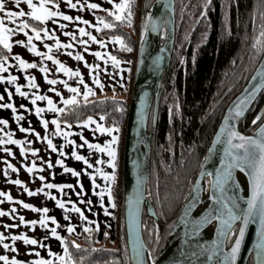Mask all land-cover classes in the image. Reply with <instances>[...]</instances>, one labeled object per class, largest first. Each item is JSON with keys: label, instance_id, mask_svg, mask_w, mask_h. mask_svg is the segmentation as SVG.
<instances>
[{"label": "trees", "instance_id": "16d2710c", "mask_svg": "<svg viewBox=\"0 0 264 264\" xmlns=\"http://www.w3.org/2000/svg\"><path fill=\"white\" fill-rule=\"evenodd\" d=\"M154 1L130 0V22L115 20L110 12L98 15L115 24L112 29L103 27L99 35L121 36L127 46L113 52L131 63L125 97L105 95L87 99V103L84 98H79L75 107L66 105L65 111L57 117L62 123L67 120V124L72 125L99 115L104 118L106 127L113 124L119 127L112 189L117 243L112 246L105 243L104 239L108 238L105 233L99 241L100 232L95 230L83 233L79 240L67 235L65 242L74 264H129L123 207L125 136L140 43L148 24V9ZM203 2L176 0L175 5V47L170 66L163 76L149 181V195L160 221L146 211L143 216L144 239L153 260L160 254L184 201L190 195L225 107L243 89L264 55L256 42L264 25V0H212L207 20L200 16ZM222 5H227V24ZM27 20L31 24L37 23L32 18ZM162 33L161 41L165 38V28ZM0 55L10 58V53L2 45ZM263 107L264 91L242 120V131L249 128ZM153 111L154 108L148 125L150 131ZM235 233L234 229L229 244ZM73 241L79 247L73 245ZM54 264H60V261L57 259Z\"/></svg>", "mask_w": 264, "mask_h": 264}, {"label": "snow or ice", "instance_id": "6c2138e0", "mask_svg": "<svg viewBox=\"0 0 264 264\" xmlns=\"http://www.w3.org/2000/svg\"><path fill=\"white\" fill-rule=\"evenodd\" d=\"M22 0H15V4L17 7H19ZM28 11L25 13L23 8H19V10H13L10 7H6V0H0V45L3 46L4 50H7L9 53L11 52L12 48V42L9 39L10 34L12 33V29L9 27V23H16L18 26L15 28L16 32L24 33L27 36V43L25 40L20 39L15 41V43L19 45H25L28 48V50L32 53H35L37 56L40 57V60L43 61L45 58L48 60H51L55 65H58V67L55 68V71L57 73L63 72L66 75L69 76H77L80 77L81 82L83 81L82 74L80 73V70L77 68L73 70V68L67 66L66 64L62 63L55 55H52L51 50L53 48L60 49L63 48L67 50L69 47H72L71 43H65L62 42L55 33V30H49L47 27L43 26V22H46L49 20V18H55V17H62L65 20L68 21H81L83 24H89L90 22L86 19H84L80 15L72 16L66 14L64 11L60 10L59 6V0H38V2H34V0H25ZM55 2V10L50 6ZM115 3V0H113ZM67 6L69 8L75 9L77 5H80L81 8H84L85 5L81 4V0H76L75 3H73V0H66ZM212 4V0H204L203 2V10L200 12V16L204 17L206 20L207 17V11L209 7ZM90 9H100L102 5L100 3H89L87 5ZM223 8H225L224 12V19L225 23L227 24L228 20V12H227V5H222ZM127 10V11H126ZM104 11H111V15L115 17V20L124 22L131 21L132 12H131V2L130 0H120L119 3H115V7L112 10L104 9ZM126 11V15H124ZM264 15V13H262ZM29 17L34 20L35 24H31L28 22V20L24 19L23 17ZM19 18V19H18ZM97 19L100 21V24L93 25L98 31L100 30L101 26L104 28L112 29L115 27V24L112 22H108L105 20L104 17H97ZM5 21L9 23H5ZM56 23H59V21H55ZM65 25L60 24V28L63 29ZM31 29V34L29 35L27 32H25V29ZM79 34L81 37H84L85 35L89 37L92 41H95L97 44L103 45V40H98L95 35H93L92 32H86V29L84 27H79ZM43 33V35H41ZM65 35L72 37L73 39L76 38V34L73 32H66ZM51 37L54 39V43L51 44H45V47L49 50L47 52H41L38 50L37 46L32 43L33 37L36 39H43L44 37ZM114 41L121 42V45L124 47H127L123 43V38L121 36H114L111 38ZM81 45L87 46L89 43L88 39L81 38L78 41ZM256 42L260 46V50L264 51V25L261 26V33L259 37H256ZM85 50H88L87 48ZM129 51L131 49H128ZM69 55H74L76 60H84V56L80 52L75 53H68ZM95 56L101 57V52L96 51ZM111 58V62L113 65H118L120 61L117 59L116 56H113L109 54ZM9 59L8 55H0V72H3L6 65L4 61H7ZM15 59L19 63V67L21 69H28L32 67H38L39 71L41 73H44L43 79L50 83L51 85H56L59 81V77L57 78H50L47 73L49 72V68L47 65L40 63L36 64V62H29L28 60L22 58L21 55L16 54ZM86 66L89 68V70L98 67L94 64H88L87 61H85ZM93 76H95V73H93ZM26 78L28 80V88L31 89L33 87H40L39 84L36 83L35 76L29 75L26 73ZM257 77H253L254 85L251 89V91L246 92L243 96L238 98L237 103L234 105V107H230L228 109L229 115L225 116V121L229 120V116H233V118H239L243 115L244 109L252 104V101L255 97V95L264 88V69L260 70V82L255 83V80ZM17 77L13 76L11 74L7 76H0V81H7L9 83H15V91L19 95L23 97H28L29 92L27 91H21V84L16 83ZM95 83L99 85L101 88H103V84L101 81L97 78L95 79ZM63 87L66 89H69L73 95L68 96L66 99L64 97H61L63 100V103L65 105L72 104L73 107L78 103L77 101V94H79L80 89L79 87H74L73 85L67 83L66 81L63 82ZM52 92H57L58 89L53 87L51 89ZM92 93L91 87L85 85V91L83 92V96L85 97V103H87V96ZM8 96L11 97L12 93L8 92ZM0 99H3L2 96H0ZM37 99L39 100H46L47 101V107L50 110H53L56 113H60L62 111H65V109L57 107L54 103L51 96H44L40 95L39 93H33L31 95V101L33 104H36ZM20 107H26L25 105H20ZM0 108H9L12 110V112L16 113V107L11 104H0ZM43 107L37 106L35 109L36 115L40 116V123L43 125L45 129L48 128L49 121L47 119H44L43 116H41V113L44 112ZM19 119V115L17 117ZM93 120V117L89 116L86 120L78 121L80 124H88L90 121ZM264 120V112L259 113L252 119V124L256 125L258 121ZM9 121L7 119L0 120V124H8ZM31 123V121H29ZM52 124H54L55 130L52 132V136H59L63 135L65 140V144L69 143L67 137L70 135L69 132L64 131L60 127L61 121L57 118H53L51 121ZM65 124L68 123L67 120L64 121ZM230 130L226 134V140H225V148H224V158L220 160L221 169H218L216 171V178L213 181V189L214 191L216 189L220 190V195H213L212 199L217 201L220 204L219 208H214L213 211L216 212L215 219L221 221L220 226V233L221 236L224 238H227L228 234L233 232L235 229L237 231V235L234 237V243L232 244L230 250H225L223 248L224 240L220 239L214 242L216 247H214L213 250H210L207 254L209 261H214V264H236V257L237 253L240 250L241 240L244 237L245 229L246 227L252 223H257L258 227L256 229L257 231V242L255 245L256 248V264H264V123H260L259 127L254 128V134L253 135H244L243 133L236 130L235 126H229ZM96 128L103 133H111L114 130L116 132L119 131V127L116 124H113L112 127H105L102 124H97ZM24 132H35V129L30 127H23L21 129ZM224 130V125L221 126V131ZM2 131V129H0ZM5 136L9 138V140L12 139V135L10 132L4 133ZM35 135L38 138H41L47 142V147L49 149L57 150V146L53 143V140L49 138L48 135H44L41 137V134L39 132H35ZM217 139H219V134L217 136ZM118 140L117 135H113L110 140L106 141L104 144L101 143H91L84 140V144L79 145V147H84L86 144L89 151L91 152L93 149L101 152V153H107L111 159L107 160V163L111 165L113 168L116 167V154L117 150L114 145ZM15 144L20 145V152L21 154L25 152H31L33 154L37 153L39 149L35 147H29L25 148L22 141L19 139H16L13 141ZM27 144L31 145V140L25 141ZM5 143V140L3 138H0V144ZM73 145H76V141L72 140L70 142ZM6 152H11V149H5ZM58 152L60 155H68V153L64 152V145L61 144ZM71 156L75 159L82 161L84 165H88L90 162L89 160L84 156L81 155L79 152L75 150V147L73 148L71 152ZM102 161L97 159L96 163L99 164ZM49 168L52 167V164L50 161H46ZM56 165H64V171L70 172L73 176H80V172L77 171L75 168H69L65 165V161L61 159L58 155V157L55 160ZM9 168H14L15 166L12 164L8 165ZM39 167H43V165H37L35 162L31 164V166H26L27 171L29 173H32L34 169H37ZM234 169H239L242 171H247L250 178H251V194L247 197H241L237 195H227L225 191L226 185H228V182L231 180L232 172ZM99 174L100 176L104 177L105 180L108 179H114V173H108L105 172L103 169L97 168L96 173H87L88 175L92 176V184H96L95 176L96 174ZM5 176H7V171H5ZM41 181H45L44 176L39 177ZM16 185L24 184V181L20 179H16L14 181ZM79 183V182H78ZM45 187L48 189L52 188H58L63 189L64 187H73V185L68 184H54L50 182H46ZM80 187L83 188V185L80 184ZM24 191L28 193V195H33V192L29 190L26 186L24 188ZM44 191V188H37L35 189L36 193ZM104 191L108 192L109 199H112V192L111 188H105ZM48 197H53L52 192H45L44 193ZM0 195L6 196L8 201L13 200V196L10 195L7 192H0ZM79 195V193H78ZM97 195L102 196L103 192L97 193ZM238 201H244L246 206L241 207L240 203ZM19 203L23 205L24 208L32 209L35 211H38L41 213L39 221L36 220H25V218L21 215L19 217V220L22 224H31L35 225L39 223L42 227H45L46 221H53L55 222L54 216H46L44 215L49 211V209L45 207H39L36 208L31 203H25L24 200H19ZM55 203L59 205L61 208L64 207L65 201L62 199H55ZM103 203V201H101ZM113 207L115 205L113 204ZM73 208L76 212L80 213L82 212L79 208H76L75 205H73ZM107 212V209H104ZM16 211L15 208L12 209L11 212H8V215H12ZM111 215V213H109ZM5 215V212L3 209H0V216ZM131 215V210H130ZM86 219V217H85ZM207 217L202 218L200 221H195L194 223H203L204 220H206ZM235 221H239V225L234 223ZM16 225H5V227H15ZM130 231H131V222H130ZM67 229L69 232H72L73 226L71 224L67 225ZM198 231L199 229H195ZM51 235L54 237H59L62 242H64L65 238L60 235L59 232L56 231L55 228L51 230ZM105 236H107V233H105ZM19 238L22 239L24 244H28L29 242L33 245H36L38 243L37 239L29 237L28 235H25L24 233L19 234ZM11 239L15 241L18 239L17 235L12 234ZM5 235L3 232H0V243L3 244L4 249L9 248L8 243H4ZM73 245L76 247H79V245L75 244V241L72 242ZM13 250L18 251L16 249L15 244H13ZM64 255H59L58 253L51 251L49 249V254L51 256L57 257V259L60 261V264H74V261L72 259L71 253L68 250V244L64 243ZM35 249H29V252H33ZM214 253H219V256H214ZM150 255V254H149ZM195 255V253H193ZM67 257V259H66ZM133 258L135 260V264H145V259L143 256V246L138 245L136 241H133ZM11 261V264H25L23 260L17 259L15 255L9 256L7 254L0 255V262H3V264H8V262ZM35 264H54V261L51 259H45L43 257H40L39 259L35 260Z\"/></svg>", "mask_w": 264, "mask_h": 264}, {"label": "crops", "instance_id": "0c3cea01", "mask_svg": "<svg viewBox=\"0 0 264 264\" xmlns=\"http://www.w3.org/2000/svg\"><path fill=\"white\" fill-rule=\"evenodd\" d=\"M86 1L88 2V4L100 3L102 5L100 9H90L87 7L88 4L86 5V10H90V11L96 10V12L93 11L94 12L93 15H95L96 24H100V21L97 19L99 13L106 12L104 11V9H109V10L114 9L115 3L120 2V0H115V3L113 2V0H86ZM34 2H38V0H34ZM53 4L55 5V3ZM6 7H10L13 10H19V8H23L25 13L28 11V7L25 0H22L19 7L16 6L15 0L11 4L6 5ZM107 12L111 13V11H107ZM0 15H2V13H0ZM23 18L27 20L29 17L25 16ZM5 23H9V22L5 21ZM17 26L18 24L16 23H9V27L12 29V33L9 36V39L12 42V48H11L9 60H12L14 54L22 55V53L20 52L21 50H24V54H28V55L30 54L29 56L33 55V53L30 52L26 47V44L19 45L15 43V41L20 39L25 40V42L27 43V36L24 33H19L15 31V28ZM43 26L46 27L45 22H43ZM92 27H93V32L96 34V37L99 40H103L104 44L100 45L97 44L96 42H92V43L89 42L87 46L81 44L75 46L78 49H76L74 53L80 52L84 56V60H76L74 55H68V53L70 52V50L68 49L65 50L62 48L64 50L62 54L58 50H57L58 53L54 51V49L51 50L52 55H55L57 59H59L62 63L73 68V70L77 68L80 70V73L82 74V78H83L82 82L80 77L69 76L64 74L63 72L57 73L55 71V68L58 67V65H55L51 60H48L46 58L43 61H41L40 58L38 59L37 55H36L37 58L35 60L39 62H37L36 64L43 63L47 65L49 68V72L47 73V75L50 78L59 77L58 83L56 85H51L50 83L46 82L43 79V76L45 74L41 73L38 67L24 69L25 71L28 72L29 75L35 76L36 83L40 85V87L38 88L33 87L29 89L28 80H26L27 83L23 85L24 86L23 89L29 92V96L24 97L23 105H25L26 107H22L23 108L22 111L26 112L27 114L31 113L32 116L29 117L27 116V119L35 120L34 121L35 123H29L26 125V127L35 129V132H39L41 134V137H43L44 135H48L49 138L53 140V143L57 146V150L49 149L47 147V142L41 138H38L35 135V132H24L25 134L22 136L23 138H25L24 142H22L25 148L35 147L39 149V151L35 154L31 152L23 153L24 156L29 158L27 165L31 166L33 162H35L37 165H43V167L34 169L32 173H29L28 171H26L25 173L26 185L32 184V188L34 189L37 188L45 189V191L39 193H36L34 190V193L31 197L35 201L32 202V200H30L29 203L33 204L36 208L46 206L49 209V211L44 215L54 216L56 218L55 222L46 221L45 227H42L39 224L40 227L38 230H40V232L43 234L42 235L43 238L42 237L41 239H39L40 237L36 238L38 241L36 245H33L29 242L30 243L29 246H31L34 249L37 248V250H35L32 255L33 260L29 261L27 264H35V260L39 259L40 257H43L45 259H51L52 261L57 260V257L51 256L49 254V249L51 251L58 253L59 255H64L63 246L66 241L67 235H70L75 240H79L82 234L88 231L95 230V231H99L100 233L101 232L109 233V234L111 233L112 235L111 231H113L114 229V223H115L114 215L116 209L115 207H113V204L115 205L114 196H112V199H109L108 192L104 191L105 188L110 187L112 192L114 179L105 180L104 177L100 176L97 173L96 176L94 177L96 180V184L93 185L92 184L93 177L87 174V173H96L97 168L103 169L105 172L108 173H114L115 168H113L111 165L107 163V160L111 159V157H109L106 152L101 153L95 149H93L90 152L86 144L84 145V147H79V145L84 144L85 139L91 143L104 144L106 141L110 140L113 135L118 136L119 131L116 132L114 130L111 133L100 132L96 128V125L102 124L105 127L106 125L104 122V118L99 115L93 117V120L90 121L88 124L74 123L70 125L61 122L60 127L64 129V131L70 133V135L67 137L69 143L65 144L64 142L65 138L63 135L52 136V132L55 130L56 126L52 124L51 121L53 118H57L61 112L56 113L53 110L48 109L46 100L37 99L36 104H33L31 101V95L33 93H39L40 95L51 96L56 106L64 109L66 105L63 103L61 97H64L66 99L68 96L73 95V93L69 89L63 87V82L65 81L73 85L74 87H79L80 92L79 94H77V99L79 98L85 99V97L83 96V92L85 91V85L91 87L92 89V93H90L86 99H94V97H103L105 95L112 96L113 94L116 95L119 92L125 93L124 91L128 84V77L130 73L129 68L131 63L129 61H124L118 58L116 55H113V52H115V50L118 51L121 50L122 48L121 42L112 40L111 39L112 37H106V36L101 37L99 34L103 29V26H101L99 31L94 26ZM25 32H27L30 35L31 29L30 28L25 29ZM33 40L34 41H32V43H34L38 48L39 47L38 39L33 37ZM42 40H43L42 42L45 41L44 39ZM19 46L20 48H17ZM86 48L88 50H85ZM39 51L47 52L49 50L45 46H41ZM96 51L101 52V57L95 56ZM24 54L22 58H24ZM109 54L116 56L117 59L120 61V63L118 65H113ZM85 61H87L88 64H94L97 65L98 67L89 70V68L86 66ZM7 72L8 71L5 67L4 71L0 72V76H7ZM93 73H95V76H93ZM97 78L103 84V88H101L99 85L95 83V79ZM4 82L7 83V81H0V86L3 85ZM53 87L57 88L58 91L52 92L51 89ZM37 106L43 107L45 109L44 112L41 113V116H43L44 119H47L49 121L47 129H45L43 125L40 123V116L36 115L35 109ZM7 132H10L12 135V139L9 140V143H11L10 146V148L12 149L11 152H14L13 149L15 143L13 141L15 137L13 135L11 127L10 129L7 130ZM26 140H31L32 144L31 145L27 144L25 142ZM72 140L76 141V145L70 143ZM61 144L64 145V152L68 153V155H60V153L58 152V149ZM112 146L115 147L117 150L118 140ZM20 147L21 146L19 145L18 149H20ZM74 147L77 152H79L81 155H84L89 160L90 163L88 165H84L82 161H79L71 156V152ZM58 155L61 159L65 161V165L67 167L75 168L77 171H79L80 176L78 177L73 176L70 172L64 171V165H56L55 160L58 157ZM97 159L101 160L102 162L97 164L96 163ZM46 161L51 162L52 164L51 168H49ZM12 162L14 163L13 160ZM5 171H7V176H5ZM41 175L45 177V181L40 180L39 177ZM16 179L17 176L14 168L13 169L8 168L2 170L0 167V188L2 190V191L0 190V192H4V189L2 188L4 185L5 186L11 185L10 186L11 188L9 187L8 193L13 196V200L8 201L7 197L5 198L3 195H0V209L4 210V202L5 203L10 202L12 204L17 202L18 204L17 208L19 209V200H20L19 191L17 189L18 186L14 183ZM46 182H50L54 184L58 183L64 185L71 184L73 185V187L71 188L64 187L63 189H58V188L48 189L47 187H45ZM80 184L83 185V188L80 187ZM13 186L14 188L12 189ZM49 191L53 193V197H48L44 194L45 192H49ZM100 192H103L102 196L97 195V193ZM55 199L64 200L65 201L64 207L61 208L59 205H57L55 203ZM101 201H103V203H101ZM73 205H75L76 208H79L83 215L76 212L73 208ZM14 206H15L14 204L11 205L12 209L15 208ZM105 208L107 209V212L104 210ZM23 209L29 210L31 214L29 215V217L33 215L37 217L36 221H39L41 213L32 209H27V208H23ZM19 211L20 210L15 211L14 213L17 214ZM109 213H111V215ZM0 222H1L0 232H3L5 235L6 227L3 221V216H0ZM68 224H71L73 226L74 230L72 232L68 231L67 229ZM53 228H55L56 231L59 232L60 235L65 238L64 242H62L59 237H54L51 235V230ZM4 243H6V235H5ZM8 244H9L8 249H4V248L1 249L2 251H4L3 254H5V252L9 249L13 250L12 246L13 244H15L16 249H18V251H16V257L18 255L17 259L23 260L25 262L26 261L25 252L23 251L25 246H23V242H21V239L20 240L16 239L15 241L10 239L8 241ZM1 247H3V244L1 245ZM43 248L44 250L42 251ZM0 264H3V262H0Z\"/></svg>", "mask_w": 264, "mask_h": 264}, {"label": "water", "instance_id": "95a60500", "mask_svg": "<svg viewBox=\"0 0 264 264\" xmlns=\"http://www.w3.org/2000/svg\"><path fill=\"white\" fill-rule=\"evenodd\" d=\"M176 0H155L151 7L148 9V19L147 27L144 31L140 43V50L138 54V62L135 67L134 75V84L132 88V95L130 99V108H129V117L127 121V131H126V141L124 147V219H125V230L127 234V249L129 253V264H135L133 258V241L135 240L138 245L143 246V256L145 259V264L149 262H157L162 256V251L166 244L169 241L171 234L174 231V227L177 224L181 213L188 206L189 208L186 211V216L191 214L195 209L196 204L194 203V198L198 194V190L202 184V180L209 176L211 181L210 187V197L212 199L213 195H220V190L213 189V181L216 178V171L221 169L220 160L224 158V148L226 134L230 130L229 126H235L236 130L243 133L244 135H253L254 128L259 127L260 123H264V120L257 122L256 125L249 127L247 130H241V123L245 115L249 110L254 106L257 98L263 93L264 88H262L254 97L252 104L244 109V113L239 118H233L229 116V120L225 121L224 117L229 115L228 109L234 107L237 103L238 98L243 96L246 92L251 91L254 82L253 77H257L255 83L260 82V70L264 69V55L258 62V65L254 69L253 73L249 80L243 86V89L237 93L228 105L224 109V113L220 119L219 125L214 132V136L211 140L210 147L206 153L205 159L201 165V170L195 179V183L190 190V195L186 198L183 203V208L180 211L179 218L173 225V229L167 237V241L160 250V254L157 259L153 260L151 252L149 251L147 242L144 239V230H143V221L145 211L149 216L160 221V218L157 216L155 208L152 203L151 195H149V181H150V168H151V155H152V143L154 135L157 128L158 120V111L161 104L162 96V83L163 76L165 71L169 68L170 63L173 58V51L175 47L176 39ZM165 28V38L161 41L162 32ZM154 108L153 114V128L149 130V121L151 117L152 109ZM261 112H264V107L261 109ZM224 125V130L221 131V126ZM219 134V139L217 136ZM144 147H142V144ZM235 170V169H234ZM233 170V171H234ZM242 171V170H241ZM248 179L249 188L248 195L251 194V178L247 171H242ZM226 194L231 196L234 195L231 188V181L228 182V185L225 187ZM214 208H219L220 204L213 200ZM193 202V203H192ZM238 203H240L238 201ZM241 207H245L246 204L243 201L240 203ZM131 210V215H130ZM216 212L212 211L205 212L203 217H200L197 221H200L202 218L207 217L203 223H194L192 229L203 230L211 225L214 221L216 222L215 231L213 234V242L209 246L206 252L199 257H193V259L185 258L180 260L179 264H214V261L208 260V252L213 250L216 245L214 242L217 240L223 239L224 244L223 248L225 250H230L234 239L229 244L230 234L227 238L221 236L220 226L221 221L215 219ZM130 222H131V231H130ZM237 226L239 221L234 222ZM258 225L255 222L250 223L246 229L244 237L241 240L240 250L237 253L236 264H250L251 261L253 264H256V242H257V229ZM237 231L235 235H237ZM235 237V236H234ZM188 241V237H186ZM188 253V252H184ZM150 254V255H149ZM214 256H219V253H214Z\"/></svg>", "mask_w": 264, "mask_h": 264}, {"label": "rangeland", "instance_id": "374dc122", "mask_svg": "<svg viewBox=\"0 0 264 264\" xmlns=\"http://www.w3.org/2000/svg\"><path fill=\"white\" fill-rule=\"evenodd\" d=\"M13 1L14 0H6V5L11 4ZM75 2H76V0H73V3H75ZM81 4L85 5V7L81 8L80 5H77V7L75 9H73V8H69L67 6L66 0H59V6H60V10L61 11H64L66 14L72 15V16L80 15L84 19L88 20L90 22L89 24H83L81 21H74V20L73 21H68V20H65L62 17L49 18V20L45 22L46 23V27L49 30H55L56 36L62 42H65V43H69L70 42L71 45H73L72 47L68 48V50H70L69 53H74V51L76 49H78L75 46L80 44L78 41L81 38L88 39L89 42H91V43L95 42V41H92L86 35L84 37H81L80 34H79L78 26L79 27H84L86 29V32L90 31V32L93 33V35L96 36V34L93 32V27H92L93 25H96V23H95L96 22L95 15H93L94 12H96V10H91V11L90 10H86V5L88 4V2L86 0H81ZM50 6L53 8V10H55L56 5L52 4ZM57 20L59 21V23L55 22ZM60 24L65 25V27L63 29H61L60 28ZM66 32L75 33L76 34V38L73 39L72 37H69V36L65 35L64 33H66ZM42 34L43 33H41V35ZM43 39L46 42L45 41L42 42L43 41L42 39H38V44H39L38 50H40L41 46H45V44H51V43L55 42L54 39H52L50 36L49 37H44ZM17 48H20V46L17 47ZM53 49L56 52H57V50L60 51L61 54H62V52H64V50L62 48H60V49L53 48ZM20 52L22 53L21 56H23L24 50H21ZM15 55L16 54L13 55L12 60L8 59L6 62H4L5 65H6V69L8 71L7 75L11 74L13 76H16L17 77L16 83L21 84V91H25V89H23L24 88L23 85H25V83H27L26 82V80H27L26 73L28 74V72L25 71L24 69H21L19 67V63L15 59ZM29 55L28 54H24V58L26 60H28L30 63H31L32 60H33L32 62H34V61L36 63L39 62V61L35 60L37 58L36 54L33 53L32 56H29ZM39 58L40 57L38 56V59ZM5 75H6V73H5ZM5 83L6 82H4L3 85L0 86V96L3 97V99H0V104H7V103L13 104L16 107V113L14 114L12 112V110H10L8 108H0V120L7 119L9 121L8 124H0V129H2V131H0V138H3L5 140V143L0 144V167H1L2 170H5V169L9 168L8 167L9 164H12V165L15 166L14 169H15V173H16L17 179H20V180L24 181V184L17 185L18 186L17 189L19 191L20 200H24L25 203H29L30 200H32V202H34L35 200L31 197L32 195H28V193L24 191L25 186L29 190H31L33 193H34V190H35L34 188H32V184L26 185V183H25L26 182L25 173L27 171L26 166H28L27 164H28L29 158L24 156V154H21L20 149H18L19 145H17V144L14 145V149H13L14 152H6L5 149H11L10 148L11 143H9V138L7 136H5L4 133H6L7 130L10 129V127H11L13 135L15 137L14 140L19 139L22 142H24L25 138H23L22 136L25 133L21 129L23 127H26V125L29 124V121H31V123H35L34 122L35 120L34 119H32V120L31 119H27V116L28 117L32 116L31 113L27 114L26 112L22 111L23 108L20 107V105H23L24 97L19 95L18 93H16V91H15V83L7 82L6 85H5ZM8 92L12 93L11 97L8 96ZM112 96L125 97V93L119 92L116 95L113 94ZM33 112H34V110H33ZM18 115H19V119L17 118ZM34 117H32V118H34ZM6 141H7V143H6ZM12 160L14 161V163L12 162ZM10 186L11 185H9V186L8 185H6V186L4 185L2 187L4 189V192L7 191V193H8V190H9ZM13 188H14V186L12 187V189ZM0 190H1V188H0ZM44 191H45V189H44ZM4 197L6 198V196H4ZM13 204L15 205L14 207H15L16 211L20 210L19 212L25 218V220H36L37 217H35L33 215L29 217V215H31L30 211L23 209L24 208L23 205H21L19 203V209H18L17 208V205H18L17 202L13 203ZM13 204L10 203V202H8V203L4 202V212H6L5 215H3L4 224L5 225H16L15 227H6V229H5L6 243H8V241L11 239V235L12 234L17 235L18 239L20 240V238H19V234L20 233H24L25 235H28L29 237L33 236L32 238H35V239L39 238V237H40L39 239H41L43 234L40 232V230H38L39 227H40L39 223H37L35 225L22 224L20 222V220H19V217L21 216L19 212L17 214L13 213L12 215H8L7 214L8 212H10L12 210L11 205H13ZM19 224H20V226H19ZM114 226H115V223H114ZM18 230L20 231V233H19ZM37 231H38V233H37ZM113 231H114V229H113ZM113 231H111L112 235H111V233L110 234L107 233L108 238L104 239V242L109 244V245H111V246L112 245H116V243H117L115 241V231L114 232ZM37 235H38V237H37ZM102 236H103V233L101 232L100 233V237L98 238L99 241L101 240V238H103ZM21 242H23L22 239H21ZM1 245L2 244L0 243V255L4 253V251L1 250L3 248V247H1ZM29 245H30V243H28V244H24L23 243V246H25L23 251L25 252V258H26L25 262H26V264L29 261L33 260L32 259V255H33L34 251L33 252H29V249H34V248H32ZM35 250H37V248ZM38 250H39V248H38ZM43 250H44V248L42 249V251ZM5 254L9 255L10 257L13 256V255L16 256V251H13L12 249H9V250H7L5 252ZM42 255H43V253H42ZM17 257H18V255H17ZM8 264H11V261H9Z\"/></svg>", "mask_w": 264, "mask_h": 264}, {"label": "bare ground", "instance_id": "6f19581e", "mask_svg": "<svg viewBox=\"0 0 264 264\" xmlns=\"http://www.w3.org/2000/svg\"><path fill=\"white\" fill-rule=\"evenodd\" d=\"M141 146L144 147L143 144ZM202 181L203 182L197 192L198 194L194 198V203L196 204L195 209L191 214L186 216V211L189 207L187 206L185 208L174 227L175 229L171 234L168 243L162 251V256L157 262L150 261L149 264H179L182 259L189 257L193 259V257L203 255L213 242V234L216 227L215 221L203 230L196 231L195 229H192L194 222L200 217H203L205 212L211 213L214 207V203L210 197V177L207 176ZM230 181L234 195L247 197L249 183L241 170L235 169L232 172ZM239 202L242 203L243 201ZM186 237H188L190 241L185 239ZM193 253H195V255H193ZM185 262L189 264L188 259Z\"/></svg>", "mask_w": 264, "mask_h": 264}, {"label": "built area", "instance_id": "2783aa9c", "mask_svg": "<svg viewBox=\"0 0 264 264\" xmlns=\"http://www.w3.org/2000/svg\"><path fill=\"white\" fill-rule=\"evenodd\" d=\"M253 126V124H251L249 127Z\"/></svg>", "mask_w": 264, "mask_h": 264}]
</instances>
